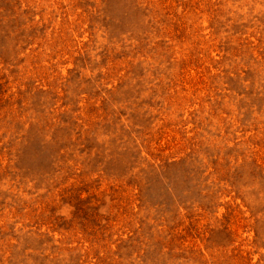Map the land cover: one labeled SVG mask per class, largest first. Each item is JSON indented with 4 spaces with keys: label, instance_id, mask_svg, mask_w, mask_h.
Wrapping results in <instances>:
<instances>
[{
    "label": "rangeland",
    "instance_id": "1",
    "mask_svg": "<svg viewBox=\"0 0 264 264\" xmlns=\"http://www.w3.org/2000/svg\"><path fill=\"white\" fill-rule=\"evenodd\" d=\"M0 264H264V0H0Z\"/></svg>",
    "mask_w": 264,
    "mask_h": 264
}]
</instances>
